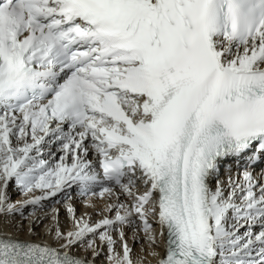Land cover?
I'll return each instance as SVG.
<instances>
[{
	"label": "snow or ice",
	"instance_id": "obj_1",
	"mask_svg": "<svg viewBox=\"0 0 264 264\" xmlns=\"http://www.w3.org/2000/svg\"><path fill=\"white\" fill-rule=\"evenodd\" d=\"M153 259L264 264V0H0V264Z\"/></svg>",
	"mask_w": 264,
	"mask_h": 264
},
{
	"label": "bare ground",
	"instance_id": "obj_2",
	"mask_svg": "<svg viewBox=\"0 0 264 264\" xmlns=\"http://www.w3.org/2000/svg\"><path fill=\"white\" fill-rule=\"evenodd\" d=\"M130 235V234H129ZM130 243H131V241H130ZM134 246V248L136 247L135 245H133ZM136 250L138 251L139 249L138 248H136ZM161 250H162V246H161ZM146 264H147V262H146ZM152 264H155V261H154V259L152 260Z\"/></svg>",
	"mask_w": 264,
	"mask_h": 264
}]
</instances>
